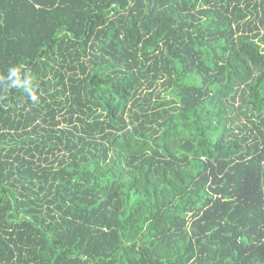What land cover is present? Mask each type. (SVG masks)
I'll return each instance as SVG.
<instances>
[{
    "label": "trees",
    "instance_id": "obj_1",
    "mask_svg": "<svg viewBox=\"0 0 264 264\" xmlns=\"http://www.w3.org/2000/svg\"><path fill=\"white\" fill-rule=\"evenodd\" d=\"M0 264H264V0H0Z\"/></svg>",
    "mask_w": 264,
    "mask_h": 264
}]
</instances>
